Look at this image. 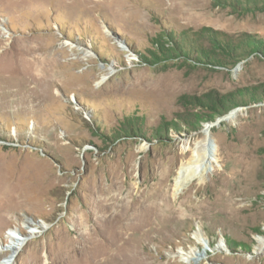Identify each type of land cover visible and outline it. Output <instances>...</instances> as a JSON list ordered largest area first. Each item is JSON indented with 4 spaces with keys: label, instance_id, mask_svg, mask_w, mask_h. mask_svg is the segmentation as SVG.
Returning <instances> with one entry per match:
<instances>
[{
    "label": "rangeland",
    "instance_id": "obj_1",
    "mask_svg": "<svg viewBox=\"0 0 264 264\" xmlns=\"http://www.w3.org/2000/svg\"><path fill=\"white\" fill-rule=\"evenodd\" d=\"M197 73L230 81L187 93ZM204 136L206 169L178 179ZM258 169L264 0H0V261L14 236L26 241L14 264H183L194 249L190 264H264V171L255 189L244 177ZM164 184L157 221L96 247L114 238L109 222L94 231L96 191L149 201ZM216 190L247 210L229 214Z\"/></svg>",
    "mask_w": 264,
    "mask_h": 264
},
{
    "label": "bare ground",
    "instance_id": "obj_2",
    "mask_svg": "<svg viewBox=\"0 0 264 264\" xmlns=\"http://www.w3.org/2000/svg\"><path fill=\"white\" fill-rule=\"evenodd\" d=\"M29 1L33 3V2H39L40 0H29ZM83 1L98 4V3H104V1H106V0H83ZM109 1H115V0H109ZM116 1H121V2L125 3L127 0H116ZM82 56H83L82 57L83 59L89 58V54L84 53V52L82 53ZM16 59L17 58L15 56L13 58V55L10 58L11 63L13 65V68L14 69L16 68L19 70L20 69L19 63H18V60H16ZM229 81H230V79L228 78V76L225 73L217 74V78H214L210 81L205 80L204 74L197 73L192 80L193 84L191 83L192 85L188 87V89H190L189 90L190 92H187V93H192L193 91H195L196 90L195 87L198 84H201L202 90L204 92H207V91H213L216 88L222 87ZM50 84H52V81H47V82L43 83L44 87H49ZM208 145H209V143H208V140L205 136L201 139V141L194 143V147L191 150V152H192L191 157L188 159V161H186V162L183 161L182 164L180 165V167L178 168L179 171L176 172V173H179L178 179L182 180V179L187 178L191 181L192 179L197 178L200 175V173L204 169H206V166L208 163V155L211 151ZM172 162H173V160H171L170 165L172 164ZM263 171L258 169V171L256 172V174H254L253 177L250 176L249 174H245L244 177H245V179H247V182H248V185L250 186L249 187L250 189H255V187H256L255 179L258 177V174L263 173ZM168 177H169L168 175L165 176V178L163 180L164 183L167 181ZM165 187H166V185L164 184L161 187V190L159 192L154 193L152 195L150 194L151 197L149 196V198H150L149 201H145L143 198H141L142 195L134 196L133 194L128 193V192L124 193L123 190L118 192V194L115 196L112 195L111 193H109V189H106V188L100 189L99 191H96L93 194L94 203L92 204V206H93V208H99L100 209V210L98 209L100 211V215H97V213H94L92 216L91 221L93 223L94 231L95 232L98 231L97 227L100 224L105 225L108 222L111 223L113 225V228H114V231H113L114 232V238L107 240V243H104V245L100 244L97 241V239H95L94 242L98 243V246H96V247L102 248L103 251H110L113 248H117V250H118V247H120L122 245V243L124 244L123 240H125L124 238L126 236V232L129 228V226H131L134 222H136L138 220L136 223H139V224L140 223H147V224H149L150 221H157L158 220L157 219V217H158L157 216L158 215L157 210H159L160 208H165V206H167V203H168V200H167L168 196H166L167 190L165 189ZM182 188H183V184L181 182H179L176 189L181 191ZM232 192H234V190H232ZM198 193H204V195H205L204 197L207 200H208V198H210L212 196V195L210 196V193L207 191V185H205L203 188L199 187L195 191V194H198ZM196 196H198V195H196ZM215 196H219L221 198L226 199V201L228 203L226 209H227V212L229 214L239 215L242 211L247 210L246 207H237L236 208L237 201H239V200L236 201L235 192L232 194L229 193V194L225 195V194H223L222 191L216 190ZM202 202H203L202 203L203 205L208 204V202H206L205 199ZM133 204H135L136 206H133ZM167 208H168V206H167ZM175 208L170 210V215L168 218L174 222L178 220V219L174 218V214L177 212V210ZM133 213H134V215H133ZM242 218L243 219H241V216L237 217L238 221L241 220V222L245 223L244 225H246V222H247L246 219L247 218L246 219H245V217H242ZM133 225H135V223ZM132 233L134 234V233H136V231H134ZM140 233H141V231H140ZM95 235H96V233H95ZM13 238L15 239V243L8 247L7 250L9 252L0 261V264H14V261L16 259L18 252L21 250V248L26 243L25 239H23L22 237L18 238V237L13 236ZM196 239H198V241L196 240L197 243L201 244V242H200L201 238L198 235L196 236ZM129 245H130V243H129ZM124 246H125V244H124ZM258 248L264 249V240H259ZM125 249L126 248L124 247V250ZM133 250H134V248H133ZM133 250L131 249V251H133ZM131 251H129V252L131 253ZM137 253H138V251H137ZM127 254H129V253H127ZM131 254H133V253H131ZM178 254H179L178 256H180V259H179L180 263L190 264V263H199L201 261L200 256L203 255V252L200 250L194 249V250H190L188 252H182V253L180 252ZM140 259H141V257H140ZM118 260H121L120 262H122L125 259L121 257ZM137 260H138V258H137ZM139 262H140V260H138V263Z\"/></svg>",
    "mask_w": 264,
    "mask_h": 264
}]
</instances>
